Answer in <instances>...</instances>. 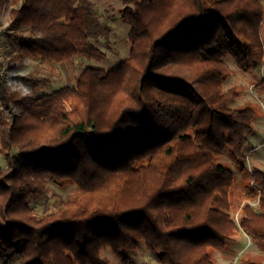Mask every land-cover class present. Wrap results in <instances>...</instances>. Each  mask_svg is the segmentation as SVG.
Returning <instances> with one entry per match:
<instances>
[{
	"label": "trees",
	"instance_id": "trees-1",
	"mask_svg": "<svg viewBox=\"0 0 264 264\" xmlns=\"http://www.w3.org/2000/svg\"><path fill=\"white\" fill-rule=\"evenodd\" d=\"M6 2L13 59L105 58L94 41L110 26L89 0ZM126 2L130 48L117 65L86 67L75 86L40 97L0 82V251L9 264H108L104 247L127 264L138 241L153 264H215L211 250L239 228L264 244V170H252L244 198L258 206L243 204L237 226L233 172L217 161L226 152L247 172L257 112L232 106L238 90H223L224 58L244 72L263 62L262 2ZM254 89L264 93V75ZM66 179L73 198L49 210L48 183Z\"/></svg>",
	"mask_w": 264,
	"mask_h": 264
},
{
	"label": "rangeland",
	"instance_id": "rangeland-1",
	"mask_svg": "<svg viewBox=\"0 0 264 264\" xmlns=\"http://www.w3.org/2000/svg\"><path fill=\"white\" fill-rule=\"evenodd\" d=\"M89 1L92 3L97 19L110 26L107 38L94 41V45L104 52L105 58L103 59L81 55L62 62H44L39 58L32 57L13 59L12 50L16 44L7 34L12 32L9 29V11L14 6L10 2L0 6V82L3 80V83L12 91H17L22 95L40 97L65 86H75L76 77L86 67L105 70L117 65L127 57L130 48L127 35L129 26L122 19L120 10L127 5L131 6V4L127 3L126 0ZM260 1L264 7V0ZM22 32L24 34L29 33L26 29H22ZM260 33L264 45V18ZM224 62L227 68L226 78L222 83L223 90L232 86L238 90V97L232 106L250 105L257 112V116L252 121L254 129L250 136L252 139H249L250 142L244 149L243 165L247 172L241 171L226 152L217 158V161L227 165L233 172V183L229 188V215L239 226L241 206L247 203L255 210L258 206V198H244L249 183H252V170L254 168L264 170V93H259L254 89L255 83L264 75V57L261 64L247 72L242 71L230 55L225 56ZM2 113L5 114L6 112L2 109ZM101 147L103 151L107 148V144L101 145ZM254 157L261 158L263 162L254 160ZM5 167V158L0 154V169ZM48 185L49 210H53L58 202L73 198L76 187L74 181L66 179L60 183L49 182ZM30 205L35 208L37 215L42 213L43 206L40 203L31 201ZM3 255L4 253L0 251V264H9ZM101 255L108 260V264H123L109 247L102 248ZM126 257L127 264L154 263L142 241H138L136 249ZM211 258L215 264H247L249 260L264 264V244L255 242L251 236L239 228L232 237V241L225 248L211 250Z\"/></svg>",
	"mask_w": 264,
	"mask_h": 264
},
{
	"label": "crops",
	"instance_id": "crops-1",
	"mask_svg": "<svg viewBox=\"0 0 264 264\" xmlns=\"http://www.w3.org/2000/svg\"><path fill=\"white\" fill-rule=\"evenodd\" d=\"M251 139H252V137H251ZM251 139H250V140H251ZM250 140H249V142H250ZM245 148H246V147H245ZM254 160H258V161H260V162H263L262 159H261V158H258V157H254ZM255 166L258 167V165H255Z\"/></svg>",
	"mask_w": 264,
	"mask_h": 264
}]
</instances>
